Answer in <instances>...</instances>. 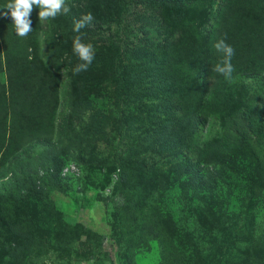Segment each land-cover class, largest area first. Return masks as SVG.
Returning <instances> with one entry per match:
<instances>
[{
  "label": "rangeland",
  "instance_id": "1",
  "mask_svg": "<svg viewBox=\"0 0 264 264\" xmlns=\"http://www.w3.org/2000/svg\"><path fill=\"white\" fill-rule=\"evenodd\" d=\"M233 2L65 0L23 38L0 16V264H264V10Z\"/></svg>",
  "mask_w": 264,
  "mask_h": 264
},
{
  "label": "clouds",
  "instance_id": "2",
  "mask_svg": "<svg viewBox=\"0 0 264 264\" xmlns=\"http://www.w3.org/2000/svg\"><path fill=\"white\" fill-rule=\"evenodd\" d=\"M34 8H38L39 21L54 19L60 14H68L71 9L66 6L65 0H9L0 11V16L8 18L10 16L14 26V32L19 37H26L33 31L31 14ZM94 17L91 13H87L80 19L73 20V32L80 33L81 29L90 25ZM215 49L223 54V59L216 64L214 71L231 79L234 71L231 59L235 54L232 46L227 44L224 39H220L214 44ZM72 51L81 63L73 68L74 74L87 71L95 58V50L91 43H85L80 35H76L72 41Z\"/></svg>",
  "mask_w": 264,
  "mask_h": 264
},
{
  "label": "trees",
  "instance_id": "3",
  "mask_svg": "<svg viewBox=\"0 0 264 264\" xmlns=\"http://www.w3.org/2000/svg\"><path fill=\"white\" fill-rule=\"evenodd\" d=\"M238 1L243 5V8L245 7V10H249V6H250V4H252V2H256V4L260 5L259 8L262 11L264 10V0H238ZM215 2H216V0H205V7L203 9V19L204 20H209L210 16H208V15H209L210 9L212 8V6L214 5ZM224 2H225V9H226V7L230 8L234 3L233 0H224ZM211 14H212V11L210 12V15ZM207 60H208V57H207ZM207 88H208V83L204 82V93L207 91ZM213 94H215V92H213ZM218 100H219V103H220V101H222V100H220V98ZM3 102H5V97L1 98V96H0V112H1L2 108H4L6 106V104H3ZM206 103L208 106H211V108H214L213 105H211V103L208 100L206 101ZM220 111L223 112V110H220ZM216 112H217V110H216ZM247 126L250 127L251 123L247 124ZM247 130L249 131V129L246 128V126L240 128L241 133L236 138L237 143L246 141V138L248 140L249 132ZM220 141L221 140H219L218 143H220ZM204 142H205V143H203V146L205 147L204 150L205 151H206V149L210 150L209 146L213 145V143L206 141V138H205ZM222 142L223 141H221V144H222ZM232 142H233V140L232 141L226 140V144L227 143L229 144Z\"/></svg>",
  "mask_w": 264,
  "mask_h": 264
}]
</instances>
